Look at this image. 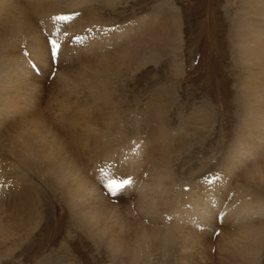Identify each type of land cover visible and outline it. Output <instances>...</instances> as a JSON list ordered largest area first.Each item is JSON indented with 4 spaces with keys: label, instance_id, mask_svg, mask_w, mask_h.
Instances as JSON below:
<instances>
[{
    "label": "rangeland",
    "instance_id": "374dc122",
    "mask_svg": "<svg viewBox=\"0 0 264 264\" xmlns=\"http://www.w3.org/2000/svg\"><path fill=\"white\" fill-rule=\"evenodd\" d=\"M25 2L26 0H20V3L26 4ZM241 2L242 0H57L47 14V18L52 21L50 29L30 14V19L34 16L31 19L33 25L30 33L22 32L21 42L3 44L0 55L6 48L5 57L15 68L21 60H28L34 43H46L48 50L44 54L48 55L50 63L46 68L35 67L38 68L36 74L41 79L37 84L40 83L45 92L40 94L42 108L47 106V109L54 108L52 104H56L55 95H51L53 92L50 90L53 87L60 89L57 82L60 83L63 78L59 74L66 76L73 74V71L87 70L90 61L100 62L99 66L94 65L92 71L96 78V72L104 70V74L98 76V80L104 84L95 83L91 96L94 95L100 105H104L103 114L111 121L112 126L103 130L104 125L101 127L100 121H97V129L102 134L105 133L109 141L115 142L113 144L131 146L130 149L138 148L135 145L146 141L150 129L158 128L154 118V110L158 107L160 114L157 118L163 120L165 133L161 142L167 143L171 136L176 140V144L170 148L172 166L169 172L171 176H175V183L188 190L190 188L187 185L205 187L209 183H215L213 179L218 178L216 175L219 174L221 177L216 180L219 184L226 179L222 172L230 161L228 157L231 158L232 147L238 144L241 123L247 112L243 83L256 70V67L244 63L240 57L237 36L244 25L246 12ZM78 11L80 13L70 20L53 18L61 13ZM88 13L98 17L101 28L103 25L106 29L107 25L120 23L114 28L110 26L108 32L153 13L158 15V20L152 24L155 34L151 30L133 37V43L124 46L123 52L119 49L120 45L116 44L114 49L104 51L112 53L108 60L103 57L98 61L96 58L101 57L99 54L87 58L89 55L84 49L83 43L89 38L90 32L84 33L81 28L73 27L78 21L76 18ZM61 28L60 37L63 41L59 40L58 35L54 36ZM78 32L84 34L83 39ZM53 36L56 39L54 42L60 45L56 55H53V47L51 52L50 39L48 40V37ZM74 36H78V41L74 40ZM52 57L57 59L56 64L51 61ZM35 63L38 64L37 61ZM253 74L256 75L255 72ZM62 91L67 94L68 89L64 88ZM84 94L81 95L82 98L86 96ZM63 98L59 97L60 100ZM47 109L46 116L49 119L54 117L53 111ZM199 112L205 114L209 123L206 122L205 128L201 127L200 131L195 125H190L188 129V121ZM65 127L68 128L69 125ZM3 131L2 129L1 134ZM7 133L5 132V136H8ZM122 134L125 135L123 138ZM118 138L119 142L116 141ZM106 141L108 140L104 142ZM94 144H97L96 140L91 143L92 148ZM9 151L0 152V157H7L17 168L13 170L14 178L3 179L0 187L8 181L5 187L11 189L13 185L14 190L27 193L32 200L33 212L28 216L30 222L27 225L3 229L0 241H5L0 243V264H183V251L171 241H161L158 245L160 251L151 255V258H145L140 253L139 262L114 256L108 245L92 236L80 217L72 212L57 181L46 180L43 168L36 170L33 167L35 172H30L24 165L13 160ZM127 152L118 151L108 160L98 159L94 163L93 158L90 161L88 171L93 168L92 174H97L100 192L109 208V203L120 202L121 207L124 203L130 204V198L134 195L132 192H136L139 189L137 186H141L139 177L142 175H135L123 164L127 159ZM89 154L93 157L94 150ZM105 161L110 162L108 173L101 169L105 167ZM89 172L86 171L87 174ZM204 175V179L200 178ZM243 177L240 176L241 179ZM121 178L130 179L131 184L115 195L108 193L107 182L122 181ZM240 178L234 181L238 182ZM235 188L236 184L227 198L232 196ZM253 191L259 192L264 198V184L253 187ZM174 204L177 205L178 201L175 200L171 205ZM183 205V209L187 210V203ZM208 215L207 212L205 218L199 219L193 209L188 215L192 221L185 227L198 222L204 225ZM176 216L175 214L171 220ZM221 225L222 222H219V228L216 226L215 230H212V226L194 229L195 233H199L197 236L202 235L203 238H198L200 242L202 239V243L192 250V254L195 253L192 264H232L225 258L223 239L219 236L225 231L222 227L227 226ZM230 231L233 228L227 227V232ZM6 234L12 236L3 238ZM248 260L249 264H264V246L259 256ZM187 264H191V261Z\"/></svg>",
    "mask_w": 264,
    "mask_h": 264
},
{
    "label": "bare ground",
    "instance_id": "6f19581e",
    "mask_svg": "<svg viewBox=\"0 0 264 264\" xmlns=\"http://www.w3.org/2000/svg\"><path fill=\"white\" fill-rule=\"evenodd\" d=\"M55 1L26 0L24 4L20 0H0V49L7 42H21L20 34L30 33L34 16L50 29L52 21L47 18V14ZM241 4L246 12L244 25L237 36L240 57L244 63L256 67V70L253 69L256 75L251 72L248 80L243 83L247 112L241 123L238 144L232 147L231 158L228 157L230 161L222 172L226 179L221 183L216 181L221 177L219 174L216 175L218 178L213 179L215 183L205 187L187 185L190 188L188 190L175 183V176L169 172L172 166L170 148L176 144V140L171 136L167 143L161 142L165 133L163 120L157 118L160 114L158 107L154 110L155 125L158 128H151L146 141L135 145L138 148L130 149L131 146L109 141L105 133L97 129V121H100L101 127L104 125L103 130L107 126L111 127L112 123L103 114L104 105L101 106L98 99L91 96L95 83L104 84L98 80L104 70H98L94 78L92 69L98 64L97 61L91 62L88 59L90 64L87 70L73 71V74L66 76L59 74L63 78V81L57 82L60 89L53 87L50 90L53 92L51 95H55L56 104H52L54 108L51 109H47V106L42 108L40 94L45 92L43 86L37 84L41 79L36 74L38 68L34 66L46 68L49 62L48 55L44 54L48 50L46 43H34L28 60H21L15 68L5 57L6 48L0 55V152L10 150L13 160L24 165L30 172H35L34 168H43L45 179L57 181L72 212L80 217L92 236L107 244L113 255L122 257V260L133 259L139 262L140 253L145 258H151V255L160 251L158 245L161 241H171L183 251V264L189 261L192 264L195 258L192 250L202 243V239L201 242L198 239L202 235L197 236L199 233H195L194 229L212 226V230H215L219 228V222H222L221 226L233 228V231L227 232V227H222L225 231L219 235L223 239L225 258L232 264H249L248 259L253 260L259 256L264 246V198L259 192L253 191V187L264 184V0H242ZM30 14L34 15L31 19ZM80 18L76 19L81 23L77 21L72 26L81 28L84 33L90 32L89 38L83 43L84 49L89 55L87 58L99 54L101 57L96 58L99 61L103 57L108 60L112 53L104 51L114 49L116 44L120 45L119 49L123 52L124 46L133 43V37L153 31L152 24L158 20V15L153 13L141 16L110 33L105 31L104 25L100 27L98 17L94 14L88 13ZM62 28L57 31L58 34L54 33L61 41ZM153 32L155 34V30ZM54 36L53 40H56ZM62 88L68 89L67 94L63 93ZM82 94L86 96L82 98ZM61 96L64 98L60 100ZM46 109L53 111L54 117L49 119L45 114ZM207 120L205 114L199 112L188 121V129L190 125H195L200 131L201 127L205 128ZM67 125L68 128L65 127ZM5 132L10 133L5 136ZM124 136L122 134V138ZM119 138L116 141L119 142ZM94 140L97 144L92 148ZM92 149L95 153L93 157L89 154ZM118 151H128L123 164L135 175H142L139 177L141 186L132 192L134 195L130 198V204L124 203L121 207L117 201L119 203H109V208L100 192L97 174L94 176V169L89 172L88 168L93 158L94 163L98 159L108 160ZM16 168V164L9 162L7 157H0V181L14 178L13 170ZM237 178H240V184L234 181ZM7 183L0 187V236H3L4 228L27 225L33 207L27 193L14 190L12 184L11 189L7 188ZM235 184L232 196L227 198ZM106 191L109 193V188ZM175 200L178 204L172 206ZM185 203L187 210L183 209ZM193 209L199 219L205 218L207 212L209 215L204 225L198 222L186 228L192 221L188 215ZM175 214L177 216L171 220ZM10 236L12 234H6L3 238Z\"/></svg>",
    "mask_w": 264,
    "mask_h": 264
},
{
    "label": "snow or ice",
    "instance_id": "6c2138e0",
    "mask_svg": "<svg viewBox=\"0 0 264 264\" xmlns=\"http://www.w3.org/2000/svg\"><path fill=\"white\" fill-rule=\"evenodd\" d=\"M56 19L67 20V19H70V17L58 16V17H56ZM52 45H53V55H56L59 46L54 41L52 42ZM130 184H131L130 179L122 180V181L112 180L109 182L108 188H109V191L113 195H115V194L121 192L125 187L129 186Z\"/></svg>",
    "mask_w": 264,
    "mask_h": 264
}]
</instances>
